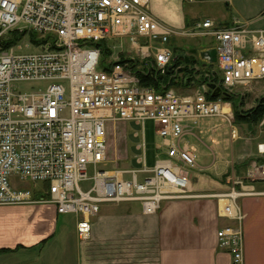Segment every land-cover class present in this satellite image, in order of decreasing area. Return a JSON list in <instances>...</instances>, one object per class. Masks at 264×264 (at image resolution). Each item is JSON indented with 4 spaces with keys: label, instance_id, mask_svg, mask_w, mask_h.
Returning <instances> with one entry per match:
<instances>
[{
    "label": "built area",
    "instance_id": "2783aa9c",
    "mask_svg": "<svg viewBox=\"0 0 264 264\" xmlns=\"http://www.w3.org/2000/svg\"><path fill=\"white\" fill-rule=\"evenodd\" d=\"M172 36L212 40L215 63L176 54L168 45ZM25 37L39 52L23 53L18 43ZM178 60L184 64L176 66ZM185 68L192 75L181 72ZM170 69L160 90L140 83L139 74ZM22 82L50 84L15 92ZM259 86L264 89V29L246 23L204 19L177 32L151 16L149 0H0V206L52 205L58 215L76 217V234L87 241L103 205L137 203L153 216L164 202L207 197L220 202V217L232 222L216 232L218 248L231 264H243L238 200L257 194L251 184L264 182V165L251 162L243 176L229 178L223 193L197 195L196 156L185 140L191 123L210 117L225 119L231 140L238 139L231 105L221 97L242 99ZM216 90L220 96L213 98ZM147 121L165 156L152 167ZM117 123L140 129L134 134L140 139L137 170L102 169L108 128ZM85 182L91 186L84 190ZM29 183L41 188L30 190Z\"/></svg>",
    "mask_w": 264,
    "mask_h": 264
},
{
    "label": "crops",
    "instance_id": "0c3cea01",
    "mask_svg": "<svg viewBox=\"0 0 264 264\" xmlns=\"http://www.w3.org/2000/svg\"><path fill=\"white\" fill-rule=\"evenodd\" d=\"M187 3L149 0V12L158 22L181 32L198 21L186 10ZM245 23L250 27L251 22ZM200 50L210 51V45ZM260 135L249 134L239 149L246 155L240 153L226 162L224 171L213 179L192 177L194 193L225 192L229 178L243 176L251 162L264 165V153L258 151V146H264ZM251 187L257 194L238 201L245 215L243 264H264V182ZM221 205L207 197L167 201L153 216L143 215L139 204L103 205L91 220L87 241L76 234V217L58 215L52 205L0 206V264H231L229 254L217 246L216 232L232 224L220 217Z\"/></svg>",
    "mask_w": 264,
    "mask_h": 264
},
{
    "label": "rangeland",
    "instance_id": "374dc122",
    "mask_svg": "<svg viewBox=\"0 0 264 264\" xmlns=\"http://www.w3.org/2000/svg\"><path fill=\"white\" fill-rule=\"evenodd\" d=\"M233 2L232 4L230 0H194L193 3L186 4V10L190 11L192 17H195L198 21L210 19L217 25H223L237 20L240 23L251 22L250 29H264V0H234ZM211 42L212 40L210 39L199 37L184 38L172 36L169 38L168 45L173 50L190 52L199 58L201 53L200 48L210 45ZM18 44L22 47L25 54L39 52V49L30 45V41L26 37ZM26 45H28V48H25ZM49 84L48 82H22L14 85V91L20 94L31 93L39 89L44 90ZM257 89L261 92H258ZM263 96L264 89L262 86H259L256 90L246 93L245 97L240 101L244 103V109L249 110ZM231 114L233 118L232 108ZM232 120L234 121V118ZM234 126L240 138L232 142L229 123L223 118H201L196 120L194 124L191 123L190 127L194 137L189 136L186 138V141L196 156L195 161L197 166L207 168L206 170H192L193 177L199 176L213 179L218 173L224 171L226 162L233 161L234 157H237L240 153L246 155V151L239 152V149L241 150L244 147V142L249 137V134H252L254 131L257 134H261L260 136H264V119L256 126L244 124ZM138 132H140V129L137 127L118 123L108 128L106 165L102 169L137 170L140 168L135 162L136 156L141 154V152L136 150V145L140 143V139L134 138V134ZM145 140L147 165L148 167H152L155 164L156 158L163 159L165 156L159 149L161 139L156 136L154 125L149 121L145 123ZM251 142L255 146V140ZM93 174V169L90 167L87 175L91 177ZM126 178L130 180L131 176H126ZM217 178L215 180L220 183V178ZM80 186L85 190L91 186V183H81ZM25 187L30 190H39L41 185L29 183Z\"/></svg>",
    "mask_w": 264,
    "mask_h": 264
},
{
    "label": "trees",
    "instance_id": "16d2710c",
    "mask_svg": "<svg viewBox=\"0 0 264 264\" xmlns=\"http://www.w3.org/2000/svg\"><path fill=\"white\" fill-rule=\"evenodd\" d=\"M175 53H180L177 50H175ZM189 64L194 63L193 57H190ZM177 65L184 64V60H178L176 63ZM171 69L165 71V73L162 75L159 72L151 71L149 75H143L139 74V80L140 83L144 86L153 87L157 90H160L161 85H166L171 77ZM181 72H184L186 75H192V72H189L187 68L184 70H181ZM173 85V82H172ZM225 102L230 103L233 113V124L234 125H251L256 126L264 119V96L259 98L254 107H252L249 110L244 109V103L241 100L240 97H235L231 95L224 94L221 97Z\"/></svg>",
    "mask_w": 264,
    "mask_h": 264
},
{
    "label": "water",
    "instance_id": "95a60500",
    "mask_svg": "<svg viewBox=\"0 0 264 264\" xmlns=\"http://www.w3.org/2000/svg\"><path fill=\"white\" fill-rule=\"evenodd\" d=\"M180 57V56H178ZM177 57V58H178ZM202 60L208 62V63H215V51L214 50H210V51H206V52H202L200 53L199 56ZM212 89V88H211ZM220 96V91L216 90L213 94L212 97L213 98H217Z\"/></svg>",
    "mask_w": 264,
    "mask_h": 264
},
{
    "label": "bare ground",
    "instance_id": "6f19581e",
    "mask_svg": "<svg viewBox=\"0 0 264 264\" xmlns=\"http://www.w3.org/2000/svg\"><path fill=\"white\" fill-rule=\"evenodd\" d=\"M262 151H264V146L262 147V149H261Z\"/></svg>",
    "mask_w": 264,
    "mask_h": 264
}]
</instances>
